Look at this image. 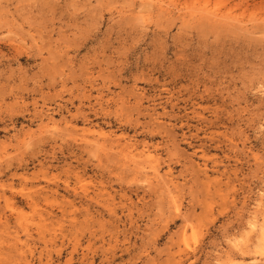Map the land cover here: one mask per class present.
I'll use <instances>...</instances> for the list:
<instances>
[{"label":"rangeland","instance_id":"1","mask_svg":"<svg viewBox=\"0 0 264 264\" xmlns=\"http://www.w3.org/2000/svg\"><path fill=\"white\" fill-rule=\"evenodd\" d=\"M262 195L264 0H0V264H264Z\"/></svg>","mask_w":264,"mask_h":264},{"label":"bare ground","instance_id":"2","mask_svg":"<svg viewBox=\"0 0 264 264\" xmlns=\"http://www.w3.org/2000/svg\"><path fill=\"white\" fill-rule=\"evenodd\" d=\"M245 1V0H244ZM161 5V4H160ZM163 6L164 5H161L160 6V8L162 7V9H163ZM165 8V7H164ZM166 10H168V9H166ZM133 144H131V143H126L122 148H121V151H124V152H126V155H131L133 152H134V149H133ZM146 156V157H148V158H150V160H151V162H153V160H155L154 158V156L152 155V153H151V151H149V149H145L143 152H142V156ZM132 157H134V154H132ZM155 162V161H154ZM157 162V161H156ZM150 169L152 170L151 171V176H153V177H155V178H158L159 177V173H160V171H159V166H158V164H154L153 165V163H152V166H150ZM150 177V176H149ZM152 178V177H151ZM149 179V178H148ZM150 180V179H149ZM168 181V183H171V184H173V180L172 179H169V180H167ZM4 194V193H3ZM4 196V195H3ZM263 197H264V195H262ZM5 197V196H4ZM261 210H263V214H264V202L263 203H261V204H259V205H257ZM260 209H259V212H260ZM261 213H262V211H261ZM260 213V214H261ZM259 215L258 214H254L253 216H252V219L249 221V226H250V228H251V230H253V229H257L258 231H259V233H260V237H259V241H258V249L260 248V252H259V254H262L263 252V250H264V215H262L261 214V216H263V221H262V224H259L258 225V223H259V220H258V218H260V217H258ZM4 224H5V221H4ZM235 245V247L236 248H238L239 250L242 248V244L240 243V245L239 244H234ZM234 247V248H235ZM241 250H243V249H241ZM264 255V254H263ZM261 256V255H260ZM235 257V256H234ZM228 259V261L226 262V263H219V264H232V263H234L235 261L232 259V255H230V257H229V255H228V257H227ZM234 261V262H233ZM263 261V260H262ZM27 264H30L29 262H27Z\"/></svg>","mask_w":264,"mask_h":264}]
</instances>
